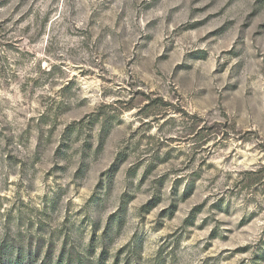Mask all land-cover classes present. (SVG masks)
Segmentation results:
<instances>
[{
    "label": "rangeland",
    "instance_id": "374dc122",
    "mask_svg": "<svg viewBox=\"0 0 264 264\" xmlns=\"http://www.w3.org/2000/svg\"><path fill=\"white\" fill-rule=\"evenodd\" d=\"M0 264H264V0H0Z\"/></svg>",
    "mask_w": 264,
    "mask_h": 264
}]
</instances>
